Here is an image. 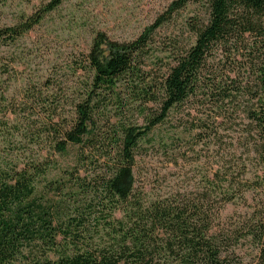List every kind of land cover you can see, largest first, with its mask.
Returning a JSON list of instances; mask_svg holds the SVG:
<instances>
[{
  "label": "trees",
  "instance_id": "trees-1",
  "mask_svg": "<svg viewBox=\"0 0 264 264\" xmlns=\"http://www.w3.org/2000/svg\"><path fill=\"white\" fill-rule=\"evenodd\" d=\"M61 2L0 26V45ZM6 71L0 264H264V0H172L131 40L96 32L46 98L9 100ZM172 113L216 166L150 199L134 169L144 142L167 148L153 132ZM228 205L241 210L227 219Z\"/></svg>",
  "mask_w": 264,
  "mask_h": 264
},
{
  "label": "rangeland",
  "instance_id": "rangeland-1",
  "mask_svg": "<svg viewBox=\"0 0 264 264\" xmlns=\"http://www.w3.org/2000/svg\"><path fill=\"white\" fill-rule=\"evenodd\" d=\"M48 1L0 2V26L16 24L22 16ZM171 1L62 0L32 30L12 44L0 45V65L7 70L1 74L2 87L7 88L5 95L11 101H19L25 90L31 87L41 91L46 98L55 90L52 85L46 86L47 80L63 77L67 61L86 52L96 32H104L115 40H131ZM169 30L163 28L159 34L162 36ZM180 121V113H172L165 125L153 132L162 136L167 148L144 142L137 159L134 169L136 183L150 199L175 191L193 190L201 185V178L210 167L216 166L211 150L204 151L201 157L191 150L189 137L180 134L181 129L177 127ZM14 140L20 139L15 137ZM9 144L0 137V148ZM29 147L37 148L35 145ZM74 151L71 149L68 155L58 157L59 164L71 163ZM58 174L55 168L50 169L48 176ZM240 210L238 205H228L222 216L232 218Z\"/></svg>",
  "mask_w": 264,
  "mask_h": 264
}]
</instances>
